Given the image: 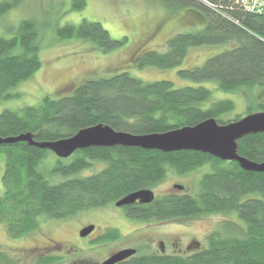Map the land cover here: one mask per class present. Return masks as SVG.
Instances as JSON below:
<instances>
[{
    "label": "trees",
    "instance_id": "obj_1",
    "mask_svg": "<svg viewBox=\"0 0 264 264\" xmlns=\"http://www.w3.org/2000/svg\"><path fill=\"white\" fill-rule=\"evenodd\" d=\"M23 0H0V17ZM166 9H188L202 27L174 34L165 51L149 49L136 58L138 68L178 65L193 46L226 44L228 48L207 57L201 65L178 70L194 81L215 80L226 92L245 96L264 91V14L249 12L227 0H158ZM85 0H71L82 9ZM60 38H81L103 52L123 45L127 36L113 38L98 21L82 19L56 28ZM38 28L34 19H22L11 37L0 35V99L7 90L41 67ZM211 89L196 85L174 86L172 81H145L121 71L86 79L73 92L58 98L44 96L38 105L0 112V136L29 132L36 141L68 137L97 123L133 134L165 132L204 119L227 123L243 115L224 118L234 109L230 98L211 99ZM250 98V96L248 97ZM253 96L247 112L264 101ZM5 169L0 194V222L17 238L37 228L39 216L69 217L78 211L104 206L123 196L159 184L167 172L183 175L203 163L211 169L198 181L196 194L185 192L155 196L148 203L126 205L136 219L181 220L210 213L235 211L239 222L225 219L206 236V244L194 252L141 253L117 264H264V171L245 170L238 162L221 160L207 152L190 149L161 151L137 146H88L47 166V148L26 141L0 144ZM53 153V152H52ZM237 153L251 161H264V131L237 140ZM99 165L95 172L82 174ZM63 176L53 182L48 177ZM223 230V231H222ZM117 230L101 237L115 240ZM63 257L45 254L36 264H57ZM0 264L17 260L0 249Z\"/></svg>",
    "mask_w": 264,
    "mask_h": 264
},
{
    "label": "rangeland",
    "instance_id": "obj_2",
    "mask_svg": "<svg viewBox=\"0 0 264 264\" xmlns=\"http://www.w3.org/2000/svg\"><path fill=\"white\" fill-rule=\"evenodd\" d=\"M27 18L34 19L37 24L41 67L7 90L9 95L0 99V112L38 105L44 96L58 98L68 95L86 79L121 71L145 81L167 79L176 87L201 83L211 89L212 100H233L234 109L224 118H232L234 114L245 115L253 96L264 101V91L259 95L247 94L248 98L243 92L218 89L215 80L197 82L179 75L178 70L201 65L207 57L223 51L230 44L190 47L174 67H137L136 58L141 52L149 49L165 51L167 40L174 34L202 27L199 19L188 9L170 11L158 0H85L84 7L79 10L71 7V0H23L0 17V35L11 37L18 23ZM82 19L98 21L111 37L127 36V40L123 45L103 52L87 40L57 35V27L66 23L78 24ZM252 111L260 109L254 107ZM55 159V154L48 152L45 158L47 166H52ZM98 168L100 166L95 165L82 174L95 172ZM4 169L5 157L0 152V194L3 192ZM210 169L209 163H203L183 175L167 172L152 191L155 196L179 192L180 189L174 188L173 184H181L185 192L194 195L199 179ZM48 179L55 182L64 177L55 175ZM225 219L239 222L235 211L181 220L128 218L120 208L108 203L61 219L39 216L37 228L17 238L9 237L0 222V249L12 254L17 264H36V259L45 254H60L63 259L57 264H100L112 252L127 246L137 248L140 253L163 250V253L186 255L204 246L207 234L219 228ZM91 223L94 224L91 234L80 236V229ZM108 227L117 228L120 236L115 240L95 237Z\"/></svg>",
    "mask_w": 264,
    "mask_h": 264
},
{
    "label": "water",
    "instance_id": "obj_3",
    "mask_svg": "<svg viewBox=\"0 0 264 264\" xmlns=\"http://www.w3.org/2000/svg\"><path fill=\"white\" fill-rule=\"evenodd\" d=\"M264 131V111L245 114L227 123H218L214 118L204 119L194 125H186L165 132L133 134L115 130L107 124L97 123L79 129L71 136L51 141H36L31 133L0 136V144L26 141L28 144L47 148L58 157H68L74 151L88 146H137L144 149L174 151L190 149L207 152L221 160L238 162L241 168L251 171H264V161H251L237 153V140L249 133ZM175 188L182 189L181 184ZM154 198L151 189L131 192L115 201V205H127L139 201L148 203ZM94 225L89 224L79 231L80 236L89 234ZM135 252L132 248L121 249L101 264H114Z\"/></svg>",
    "mask_w": 264,
    "mask_h": 264
},
{
    "label": "built area",
    "instance_id": "obj_4",
    "mask_svg": "<svg viewBox=\"0 0 264 264\" xmlns=\"http://www.w3.org/2000/svg\"><path fill=\"white\" fill-rule=\"evenodd\" d=\"M241 8L257 14H264V0H227Z\"/></svg>",
    "mask_w": 264,
    "mask_h": 264
},
{
    "label": "flooded vegetation",
    "instance_id": "obj_5",
    "mask_svg": "<svg viewBox=\"0 0 264 264\" xmlns=\"http://www.w3.org/2000/svg\"><path fill=\"white\" fill-rule=\"evenodd\" d=\"M175 184H173V186H174ZM183 186V185H182ZM175 188V187H174ZM182 190H185V188H184V186H183V188L182 189H180V191H182ZM154 193V192H153ZM154 197H155V194H154ZM135 202H137V203H142V202H139V201H135ZM134 202V203H135ZM114 206H116V207H118V208H120L121 210H122V212H123V214H124V216L125 217H128V215L126 214V211H125V209H126V205H121V206H117V205H115V201L114 202H111ZM132 204V203H131ZM128 205V204H127ZM129 218V217H128ZM92 224V223H91ZM94 225V224H93ZM94 228V227H93ZM93 230V229H92ZM108 230H117L118 231V233H120L119 232V230L117 229V228H114V227H108L107 229H105V230H103L101 233H99V234H97V235H95V237H97V236H102L103 234H105ZM92 232V231H91ZM91 232L89 233V234H87V235H90L91 234ZM86 236V235H85ZM197 244V243H196ZM125 248H132V249H134L135 250V252L132 254V255H130V256H135V255H139V254H141L139 251H138V249L137 248H135V247H130V246H127V247H123V248H121V249H125ZM121 249H118V250H116V251H114V252H112L109 256H111L112 254H114L115 252H117V251H119V250H121ZM149 253H163V250H162V252H149ZM164 253H166V252H164ZM108 256V257H109ZM130 256H128V257H126L125 259H123V260H121V261H118V262H116V263H114V264H117V263H119V262H122V261H125L127 258H129ZM108 257H106L105 259H107ZM104 259V260H105ZM103 260V261H104ZM102 261V262H103ZM101 262V263H102ZM100 263V264H101Z\"/></svg>",
    "mask_w": 264,
    "mask_h": 264
}]
</instances>
